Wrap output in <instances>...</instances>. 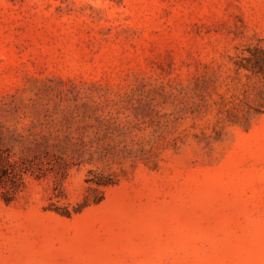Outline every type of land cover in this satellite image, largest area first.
<instances>
[{"label": "rangeland", "instance_id": "1", "mask_svg": "<svg viewBox=\"0 0 264 264\" xmlns=\"http://www.w3.org/2000/svg\"><path fill=\"white\" fill-rule=\"evenodd\" d=\"M0 264H264V0H0Z\"/></svg>", "mask_w": 264, "mask_h": 264}]
</instances>
